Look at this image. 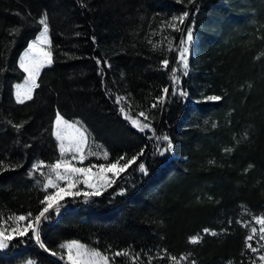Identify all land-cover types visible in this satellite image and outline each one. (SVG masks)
Returning <instances> with one entry per match:
<instances>
[{
	"label": "trees",
	"instance_id": "trees-1",
	"mask_svg": "<svg viewBox=\"0 0 264 264\" xmlns=\"http://www.w3.org/2000/svg\"><path fill=\"white\" fill-rule=\"evenodd\" d=\"M45 11L53 63L33 99L18 104L15 85L25 76L18 61ZM184 11L183 24L172 21ZM188 27L181 96L171 76ZM0 69V229L26 226L44 207L50 191L29 173L59 157L57 111L82 124L109 161L137 157L105 194L68 197L58 214L47 213L44 248L29 231L0 251V264H62L44 249L65 261L60 245L73 240L110 256L139 254L141 264H264L262 252L247 247L250 224L264 216V0H0ZM144 123L151 127L140 131ZM164 135L169 141L158 139ZM29 212V221L15 220ZM197 235L202 240L190 243Z\"/></svg>",
	"mask_w": 264,
	"mask_h": 264
},
{
	"label": "snow or ice",
	"instance_id": "snow-or-ice-1",
	"mask_svg": "<svg viewBox=\"0 0 264 264\" xmlns=\"http://www.w3.org/2000/svg\"><path fill=\"white\" fill-rule=\"evenodd\" d=\"M189 3H194L195 0H188ZM189 17V12L184 11L180 16H173L172 21H179L180 24H183L186 19ZM38 24L42 26L39 31V35L36 36L27 46V49L19 59V67L23 70L26 75L24 76L25 84L16 85L15 99L18 104H24L26 101H31L33 99L34 91L40 87V84L37 83V80L40 76V73L46 68L51 66L53 63V55L51 51V39L49 36V23H48V14L45 11L41 18L38 21ZM169 27L175 28L176 31L180 29L172 23H169ZM18 31V30H14ZM79 35V33L77 34ZM193 41V31L191 27L186 29V35L181 40L183 47L179 51V61L182 63L183 75H188L189 61L188 54L190 52V46ZM97 64H101V61L98 59ZM169 61L164 59L161 61L162 67L167 69ZM3 71V69H0ZM102 71V70H101ZM176 69L172 70V80L173 83H179V77L176 76ZM163 94H168L169 89L167 87L162 89ZM175 94V92H173ZM181 96H187V93L184 91L180 92ZM164 96H161L159 99H163ZM123 99V98H120ZM208 100L218 101L221 99L220 96H210L207 97ZM157 105L153 104L152 107L155 108ZM123 112L124 110L121 109ZM140 116H143L145 120L148 117L144 112L139 113ZM134 124H137L136 121H133ZM23 124H13L12 127L19 131L22 128ZM140 127V131H144L147 128H150L151 125L144 123L142 125H137ZM71 130V131H70ZM56 141L58 142L57 147L59 151V157L52 163L45 164L44 161H38L32 166V171L29 175H33L34 172L40 171L41 168L47 167L49 169V174L47 176L46 182L43 184L45 190L54 189L50 191L44 198L40 201L43 208H41L32 220L29 221V217H32L31 212L26 215L15 216V220L19 221H29L24 227H13L10 231L7 229H0V250L8 249L12 241L16 237H26L28 236L29 231L33 233V237L40 247L44 248L45 245L41 243L40 237V224L42 218L47 220L49 217L46 215L50 211H53V214H58L63 205L60 204V201L65 197L76 198L83 195L86 200L91 197L101 196L108 188L112 187L115 183V177L119 176L120 173L124 172L137 160L136 156L126 159L125 156L117 157L114 161H109V154L106 150L94 151L90 146V133L87 129L81 124L77 126V122H70L66 120L59 111L56 112L55 119L53 122V132ZM158 139L169 141V137L164 135L158 137ZM100 148V146H97ZM172 148L171 143L169 142L166 147L160 151V155L163 156L165 152L170 151ZM225 151H229L226 149ZM102 154L105 161L108 163H99L93 164L89 163L87 166L77 167L73 161L83 163L89 156H100ZM143 153L141 152L140 155ZM123 161V163H121ZM0 167H4V162L0 160ZM20 167V165H17ZM139 170L145 175L148 174V169L143 163L138 165ZM95 169V171H93ZM108 173H112V177L108 176ZM41 175H44L41 172ZM63 182V184H62ZM39 183V181H37ZM85 185L89 191H82L78 185ZM123 194V192H121ZM11 219V217H10ZM256 223L261 225L259 232L261 233L260 239L264 240V216L255 217ZM205 233H210L212 236H217L218 233L211 231L210 229L205 228L203 230ZM252 233L257 232V228L253 227L251 229ZM203 237L197 235L190 237V243L197 244L202 240ZM253 237L249 235L247 240L251 241ZM253 252H256L257 249L253 247L250 243L247 245ZM60 248L67 249V259L69 264H113L115 257H128L131 261V264H141L139 254L130 255L129 251H116L110 255L105 254L104 252L97 250L95 248H89L87 245L80 243L79 241H71L67 244H61ZM47 250V249H45ZM53 255L56 253L53 252ZM63 258V257H61ZM152 259L149 258L146 261V264H151ZM170 259L173 262L177 261V257L172 256ZM187 259V257H184ZM260 261H264V255L259 256ZM31 264V262H30ZM190 264H196L195 260H191Z\"/></svg>",
	"mask_w": 264,
	"mask_h": 264
},
{
	"label": "rangeland",
	"instance_id": "rangeland-1",
	"mask_svg": "<svg viewBox=\"0 0 264 264\" xmlns=\"http://www.w3.org/2000/svg\"><path fill=\"white\" fill-rule=\"evenodd\" d=\"M41 28H42V26H41ZM182 47H183V45L181 44L179 51L181 50ZM190 50H191V46H190ZM24 52H25V51H24ZM24 52H23V53H24ZM189 53H190V52H189ZM22 55H23V54H22ZM22 55H21V56H22ZM188 57H189V54H188ZM19 59H20V58H19ZM51 66H52V64H51ZM18 67H19V61H18ZM49 67H50V66H49ZM19 68H20V67H19ZM46 68H48V67H46ZM174 69H176V73H175L176 76H178L180 79H179V83H178V84H175V83H173V80H172V78H171L172 87H173L174 91H175L177 94H180V92L182 91V78L184 77V75H183V71H184V70H183V67H182V63L179 61V52H178V58H177V62H176V65H175ZM20 70L23 72L22 69H20ZM24 74L26 75V73H24ZM40 74H41V73H40ZM38 79H39V78H38ZM37 83H38V80H37ZM19 84H20V85H24V84H25V80H24L22 83H19ZM16 85H17V84H16ZM16 85H15V91H16ZM33 94H34V93H33ZM77 126L79 127L80 124L77 123ZM70 131H71V130H70ZM89 143H90V146L92 147V149H93L94 151H101V150H104L101 146H100V148H97L98 145H94V144H92L91 141H89ZM73 163H74L77 167H80V166H87L89 163H93V164L105 163V160L103 159V156H102V154H101L100 156H89L88 159H86L85 161H83L82 164L79 163V162H77V161H73ZM93 171H95V169H93ZM126 171H127V169H126L124 172H126ZM36 172L40 175L41 180H42V183L44 184V183L46 182L47 176H48V174H49V169H48L47 167H43V168L40 169V171H36ZM41 172H43L44 175H41ZM124 172L120 173L119 176H116V177H115V183L112 185V187L108 188L103 194H105L107 191H109L110 189L114 188L115 186H117L118 184H120L125 178H127L128 175L123 177ZM108 176H109V177H112V173H108ZM62 184H63V182H62ZM78 187H79L82 191H89V190H90V189H88V188H87L85 185H83V184L78 185ZM47 190H49V191H54V189H47ZM81 196H83V195H81ZM65 198H68V197H65ZM65 198H64V199H65ZM64 199L60 201V204L63 205V207H66V206H68V205H67V204H63ZM63 207H61V208H63ZM13 227H24V225L17 223V225H15V226L5 227V228H3V229H7V230L10 231ZM253 227L257 228V232H256V233H252L251 229H252ZM260 227H261V225L257 224L255 219H254V221L250 224V226H249V228H250V235L253 237V239L250 241V244H251L252 246L255 245L256 248H257V250L261 251L262 254L264 255V240H261V239H260V235H261V233L259 232ZM1 229H2V228H1ZM16 238H18V237H16ZM69 242H71V241H69ZM69 242H66V243H64V244H67V243H69ZM80 243H81V242H80ZM9 247H10V246H9ZM5 250H7V249H3V250H0V251H5ZM64 251L66 252V255H65V261H64V262H65L66 264H69V261H68V259H67V249L65 248ZM30 262H31V264H36L34 261H29V262L26 263V264H30Z\"/></svg>",
	"mask_w": 264,
	"mask_h": 264
},
{
	"label": "water",
	"instance_id": "water-1",
	"mask_svg": "<svg viewBox=\"0 0 264 264\" xmlns=\"http://www.w3.org/2000/svg\"><path fill=\"white\" fill-rule=\"evenodd\" d=\"M42 219H43V218H42ZM41 221H42V220H41ZM44 251H45L46 254H47L51 259H53L54 261H57V262L62 263V264H66L62 259L55 257L54 255L50 254L47 250L44 249Z\"/></svg>",
	"mask_w": 264,
	"mask_h": 264
}]
</instances>
